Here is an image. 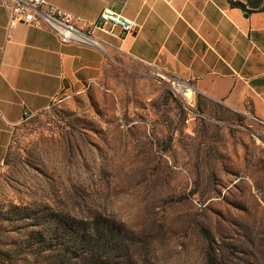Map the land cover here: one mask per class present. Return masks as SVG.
Instances as JSON below:
<instances>
[{"label": "rangeland", "instance_id": "rangeland-1", "mask_svg": "<svg viewBox=\"0 0 264 264\" xmlns=\"http://www.w3.org/2000/svg\"><path fill=\"white\" fill-rule=\"evenodd\" d=\"M163 76L114 53L21 125L0 163V264H94L79 243L95 227L113 229L100 264H264V125L199 96L186 122Z\"/></svg>", "mask_w": 264, "mask_h": 264}, {"label": "crops", "instance_id": "crops-1", "mask_svg": "<svg viewBox=\"0 0 264 264\" xmlns=\"http://www.w3.org/2000/svg\"><path fill=\"white\" fill-rule=\"evenodd\" d=\"M88 22L121 9L136 30L99 31L96 47L61 44L46 29L8 27L0 0V163L15 132L63 95L95 82L114 53L188 81L197 97L264 122V0H46ZM197 99V98H196Z\"/></svg>", "mask_w": 264, "mask_h": 264}, {"label": "built area", "instance_id": "built-area-1", "mask_svg": "<svg viewBox=\"0 0 264 264\" xmlns=\"http://www.w3.org/2000/svg\"><path fill=\"white\" fill-rule=\"evenodd\" d=\"M2 5L7 12L9 28L22 23L37 29H46L53 33L61 44L73 43L96 47L98 41L93 35L94 31L121 39L135 32L137 28L135 21L124 16L121 9L108 6L100 11L94 22H88L48 4L46 0H2ZM163 75L170 83L173 95L182 99L189 112L186 122L200 117L201 115L195 111L197 100L195 88L180 77L165 73ZM30 117L31 115H25L26 120ZM248 118L264 125V122L258 118Z\"/></svg>", "mask_w": 264, "mask_h": 264}, {"label": "trees", "instance_id": "trees-1", "mask_svg": "<svg viewBox=\"0 0 264 264\" xmlns=\"http://www.w3.org/2000/svg\"><path fill=\"white\" fill-rule=\"evenodd\" d=\"M229 3L232 6H234V7L241 8L243 11L245 10L244 5L242 3H240V2H238V1L229 0ZM82 230H83V234L81 235L79 247L80 248H84V247L87 246L86 250L90 251V253H91L88 258L83 257L82 260L83 261L84 260H89V261H91L94 264H100V262L104 261V258L106 259V256L98 254L97 251H94L92 253V251H93L92 248L95 247L97 243L98 244L100 243L102 247H104L106 245V243L108 244L110 242V237H111V235L113 233V229H109V228H107V229H104V228L99 229V228L95 227L94 230H92V229L88 230L87 228H84ZM200 233L202 234V236H203V238L205 240L211 241V237H210L209 231L206 228L201 227L200 228ZM78 238H80V236ZM207 263L208 264H216V259L210 253L207 254ZM65 264H70V263L67 262Z\"/></svg>", "mask_w": 264, "mask_h": 264}]
</instances>
